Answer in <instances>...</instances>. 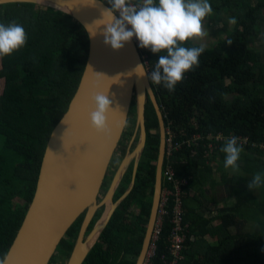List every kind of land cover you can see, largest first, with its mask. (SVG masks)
<instances>
[{
    "label": "trees",
    "instance_id": "trees-1",
    "mask_svg": "<svg viewBox=\"0 0 264 264\" xmlns=\"http://www.w3.org/2000/svg\"><path fill=\"white\" fill-rule=\"evenodd\" d=\"M101 1L110 7L106 0ZM208 2L213 13L236 20L231 32L205 48L199 65L185 75L174 91L149 81L165 129L172 131L175 141L207 133L246 139L245 145L238 141L243 148L242 170L254 173L252 177L228 176L225 154L220 151L224 143L206 157L205 140L198 141L197 146H183L169 162H164L165 166L171 165L176 179H188L187 185L181 187L183 242L176 264H264V186L258 188L257 196L242 186L256 173H263L264 168V151L259 148L264 145V64L252 49L261 33L259 23L264 21V0ZM13 21L24 27L28 39L13 55L0 58V257L7 253L22 224L34 195L47 140L77 89L88 53L83 27L60 11L32 3L0 5V23ZM185 46L198 45L187 42ZM139 53L150 76L159 56L140 47ZM145 118L148 139L133 189L116 208L82 264L136 262L151 207L159 143L157 119L149 101ZM124 146L119 149L122 155ZM192 148L196 151L193 157ZM131 170L132 164L113 201L127 188ZM214 174L219 176L218 181ZM219 184L231 187L233 208L226 203V193L215 191L212 198L207 197V191ZM162 185L172 189L165 179ZM217 202L225 203L217 211L220 223L207 228L212 219L205 217V207ZM166 204L168 214L162 221L152 264H162L164 258L171 260L173 198L169 197ZM102 210L96 212L87 232ZM82 218L83 215L68 229L49 264H56L58 255L69 256ZM221 231L223 235H218ZM206 233L215 241H207Z\"/></svg>",
    "mask_w": 264,
    "mask_h": 264
},
{
    "label": "water",
    "instance_id": "water-1",
    "mask_svg": "<svg viewBox=\"0 0 264 264\" xmlns=\"http://www.w3.org/2000/svg\"><path fill=\"white\" fill-rule=\"evenodd\" d=\"M16 3L42 5L71 17L83 27L87 35L88 53L77 89L66 112L47 140L34 195L7 251L10 264H49L60 241L81 215L83 218L77 238L64 264L84 262L116 208L133 189L137 166L146 143L145 104L148 100L156 115L159 143L150 212L135 262L142 264L149 249L162 194L161 174L166 129L164 117L149 81V71L144 77L137 76L133 71L138 64L146 65L139 48L131 40L120 51H112L104 45L103 37L99 34L102 28L94 38H90L86 26L101 19V11L108 8L101 0H94L93 4L92 0H0V5ZM210 18L220 21L216 27L211 28L215 42L226 37L234 26L230 23V28L225 30V19H231L225 15L214 14L206 18L207 23L203 22L207 28L211 24L208 23ZM262 36L263 30L260 33V37ZM145 68L148 70L146 66ZM107 91L113 109L108 116L109 131L107 134L98 135L89 126L88 117L93 110L92 96ZM131 106H135V133L129 140L125 155L121 157L106 193L99 200L108 168L127 126ZM137 130L138 142L130 151ZM131 164V180L123 194L113 201L114 194ZM107 198L110 204L108 211L104 204ZM101 208L103 210L100 217L87 232L96 212ZM106 211L107 217L102 227L96 230L93 242L87 245V239L95 231L97 222L103 218Z\"/></svg>",
    "mask_w": 264,
    "mask_h": 264
},
{
    "label": "clouds",
    "instance_id": "clouds-1",
    "mask_svg": "<svg viewBox=\"0 0 264 264\" xmlns=\"http://www.w3.org/2000/svg\"><path fill=\"white\" fill-rule=\"evenodd\" d=\"M106 2L110 7L101 11L102 18L85 28L88 29L90 38H94L97 31L102 28L99 34L103 37L104 45L114 52L120 51L126 43L136 38L141 49L159 56L158 61L152 64L149 76L153 85H162L172 92L176 85L184 80L185 75L199 65V57L205 51L204 44L191 47H186L185 44L187 42L195 44L208 35L203 25L206 17L213 12L208 0H106ZM230 23L235 24L236 20L232 19ZM27 39V33L21 24L15 21L0 23V58L11 56L23 48ZM231 44L229 41V45ZM145 66L138 64L133 71L137 76L144 77L149 71ZM92 105L93 110L88 117L90 128L98 135L107 134L108 116L113 111L108 91L94 94ZM61 122L64 123L62 120ZM238 139L235 136L226 138L220 149L225 154L224 168L231 169L233 173L239 171L238 161L243 151ZM261 186H264V173L258 172L247 187L249 191H254ZM0 264H10L7 253L0 257Z\"/></svg>",
    "mask_w": 264,
    "mask_h": 264
},
{
    "label": "built area",
    "instance_id": "built-area-1",
    "mask_svg": "<svg viewBox=\"0 0 264 264\" xmlns=\"http://www.w3.org/2000/svg\"><path fill=\"white\" fill-rule=\"evenodd\" d=\"M135 43V45L139 48V42L136 40V38L132 39ZM146 64V62H145ZM234 136L232 134H229L227 136L223 135L222 133H207L206 135L202 136L200 134H193L191 137H189L187 140H181V141H175L174 134L172 131L168 128L166 131L165 136V153H164V162L168 161L173 153H177L179 149H181L183 146L189 147V146H197L198 141L205 140V148L206 151L204 152L205 156L208 157L212 153H214V150L219 146V143H224L225 139ZM238 141L240 144L245 145L246 139L239 138ZM259 148L264 151V145H260ZM196 151L191 149L190 156L193 157L195 155ZM169 162V161H168ZM162 182L163 179H165L168 183L171 184L172 189L167 190L163 188L162 185V194L160 197L159 207L157 211V218L154 224L150 245L148 252L146 254V257L144 259V262L142 264H152V258L155 254V243L157 239L160 236L161 230H162V221L164 217L168 214V211L166 210L167 207V201L169 197H172L174 200V207L172 211V218L170 219V222L173 224L172 233H171V239H170V248H169V255L171 257V260L163 259L162 264H176L177 259L179 258V251L181 249V243L183 242V238L180 235V232L183 230L182 224H181V216H182V186L187 185L188 179H176L174 175V171L170 164L165 166L163 164L162 168Z\"/></svg>",
    "mask_w": 264,
    "mask_h": 264
},
{
    "label": "rangeland",
    "instance_id": "rangeland-1",
    "mask_svg": "<svg viewBox=\"0 0 264 264\" xmlns=\"http://www.w3.org/2000/svg\"><path fill=\"white\" fill-rule=\"evenodd\" d=\"M215 13H213L212 12V14L210 15V16H208V17H211V16H213ZM218 15V14H217ZM207 18V17H206ZM227 22H224V24H225V27H224V29L225 30H228L229 28H230V21L229 20H227V19H225ZM204 23H207V19H205L204 21H203ZM219 22L220 21H218V20H216V19H209V22L208 23H211V24H209V28H207V27H205V25H204V28H205V30L207 31V33H208V35L206 36V37H204L202 40H200V41H198V42H196L195 44L193 43V42H191V44L192 45H198L199 46V44H204V46H205V48H209V47H212L214 44H215V40H213V35L214 34H212V29L211 28H213V27H216L215 25H218L219 24ZM219 32H221V30L219 31ZM218 32V33H219ZM132 111L133 110H131L130 111V114L132 113ZM133 113H134V111H133ZM130 114H129V116H130ZM128 136H129V134H128ZM126 141V140H125ZM128 144V143H127ZM126 144V145H127ZM2 144H1V140H0V149H1V146ZM123 145H125V142H123ZM124 148L126 149V147L124 146ZM119 149H120V147H119ZM119 149H117L116 150V152H115V155H114V158L112 159V161H111V164H110V166H109V168H108V172H107V174L109 175V177L111 178V176H112V172H113V170L115 169V170H117V168L119 167V161H121V157L123 156L122 155V153L120 152V150ZM242 159V156H240V159H239V161H238V165H239V171L238 172H235V173H233L232 172V170L231 169H228V176H232V175H236V176H239V177H242V176H244V177H249V176H253V173L254 172H243V170H242V167L243 166H245V165H243L242 164V162L240 161ZM262 160H264V159H262ZM109 169H110V171H109ZM262 171H263V173H264V168H262ZM255 172H257V167L255 168ZM109 177L107 178V181L109 180ZM214 177H215V180L216 181H218L219 180V176L217 175V174H214ZM235 180H236V178H235ZM247 184H248V182H245L242 186L245 188V189H248V187H247ZM214 191H216V192H218V193H220V194H224V193H226L228 196H229V198L227 199V205H229V207L230 208H233L234 206H235V200H234V198H233V194H232V191H231V187L229 188L228 186H223V185H217L214 189H213ZM106 193V188L104 189L103 188V190L100 192V194H99V197H98V199L99 200H101L102 199V197H103V195ZM259 193V191H258V189H255L254 191H253V194L254 195H256L257 196V194ZM208 198H212V196H210V195H208L207 196ZM224 197H226L225 195H224ZM223 204V206L225 205V203H222ZM218 206V205H217ZM208 208H210L209 207V205L207 206V207H205V210L206 209H208ZM221 209V208H220ZM208 212H211V210L210 209H208ZM207 212V213H208ZM233 214V213H232ZM235 217L237 216V213L236 212H234V214H233ZM218 222H215L214 223V225H218L217 224ZM206 240L208 241V239L206 238ZM67 258L68 257H61L60 255H58L57 257H56V264H64L65 262H66V260H67Z\"/></svg>",
    "mask_w": 264,
    "mask_h": 264
},
{
    "label": "flooded vegetation",
    "instance_id": "flooded-vegetation-1",
    "mask_svg": "<svg viewBox=\"0 0 264 264\" xmlns=\"http://www.w3.org/2000/svg\"><path fill=\"white\" fill-rule=\"evenodd\" d=\"M259 25H260V31H264V21H261L260 23H259ZM252 49L254 50V52H256V53H258L259 54V62L260 63H263L264 64V36H262V37H260V35L258 36V38L257 39H255V41L253 42V44H252ZM147 104H148V100L146 101V104H145V111H146V106H147ZM132 107L133 106H131V109H130V111L132 110ZM135 107V106H134ZM133 107V108H134ZM129 114H130V112H129ZM135 123H136V119H135V114L132 112L131 114H130V116L128 117V120H127V126H126V128H125V131H124V133H123V137H122V139H121V141H120V143H119V147L120 146H122L123 145V142H125V147L127 148V143H129V140H130V138L133 136V134L135 133ZM145 125H147V123L145 122ZM146 132H147V130H146ZM150 132H152V131H150ZM128 134H129V136H128ZM138 137H139V133H138V130L136 131V134H135V138H134V140L132 141V143H131V146H130V151L132 150V149H134V147H135V145L137 144V142H138ZM147 139H148V133H147V136H146V142H147ZM126 140V141H125ZM127 144V145H126ZM146 144V143H145ZM119 147H118V149H119ZM126 150V149H125ZM124 155H125V153H123ZM118 164H120V161H119V163ZM116 169V168H115ZM113 170V172H112V176H113V174H115V172H116V170ZM109 171H110V169H109ZM112 176H111V178H112ZM109 177V175L107 174L106 175V177H105V180H104V184H103V186H102V189H101V191L103 190V188H104V185H106V189H107V187H108V185H109V182H110V180H111V178L109 177V180L107 181V178ZM114 198V197H113Z\"/></svg>",
    "mask_w": 264,
    "mask_h": 264
},
{
    "label": "crops",
    "instance_id": "crops-1",
    "mask_svg": "<svg viewBox=\"0 0 264 264\" xmlns=\"http://www.w3.org/2000/svg\"><path fill=\"white\" fill-rule=\"evenodd\" d=\"M241 156H242V154H241ZM213 192H215V191H214V190H208L206 195H210V196L213 197V195H214ZM217 205H218V206H217ZM209 207H210V208H208V209H210L211 212L206 213V214H205V217H207L208 219H209V218L212 219V221L209 223V225L207 226V228H208L209 226H212V227H213V226H217V225H214L215 222H218L217 224L220 223L219 219L217 218V216H218V212H217V211H218L220 208L223 207V204H222V202H217L215 205H213V204H209ZM200 226H201V225H200ZM200 226H199V227H200ZM205 235H207L206 237H207V239H208V241H209L210 243H212V242L215 241V237L212 236L211 234L206 233ZM218 235H223V231L218 232ZM222 237H223V236H222ZM216 239H217V236H216ZM203 240H204V238H203Z\"/></svg>",
    "mask_w": 264,
    "mask_h": 264
},
{
    "label": "bare ground",
    "instance_id": "bare-ground-1",
    "mask_svg": "<svg viewBox=\"0 0 264 264\" xmlns=\"http://www.w3.org/2000/svg\"><path fill=\"white\" fill-rule=\"evenodd\" d=\"M104 204L106 205V207H107V211H108V209H109V207H110L109 199H108V198L105 200ZM107 211H106V213L104 214L103 218L97 222L95 231L91 234V236H90V237L87 239V241H86V244H87V245H90V244L93 242L94 237H95V232H96V230H97L99 227H102V225H103V223H104V221H105V219H106V217H107Z\"/></svg>",
    "mask_w": 264,
    "mask_h": 264
}]
</instances>
